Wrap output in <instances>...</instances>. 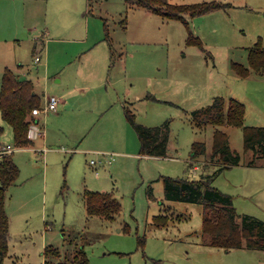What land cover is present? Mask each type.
<instances>
[{
	"label": "rangeland",
	"instance_id": "1",
	"mask_svg": "<svg viewBox=\"0 0 264 264\" xmlns=\"http://www.w3.org/2000/svg\"><path fill=\"white\" fill-rule=\"evenodd\" d=\"M217 1L231 5L185 14L200 48L188 41L182 20L126 0H0V81L8 66L34 80L41 107L43 91L67 99L58 112L39 114L44 133L21 147H14L12 127L0 113V146L14 147L19 168L5 193L4 264H68L80 247L87 264H264L261 249L211 245L202 230L207 210L201 203L164 198L162 176L197 178L203 171L217 127L241 160L247 158L240 126L200 125L192 110L216 95L227 108V99L236 97L245 105L244 124L264 125V72L243 77L232 67L247 66L257 42L264 48V0ZM41 46V61L35 62ZM123 103L138 123L167 122V156L142 154ZM196 141L205 143L206 153L195 156L200 168L193 171ZM261 173L222 170L212 183L232 195L239 214L264 220ZM85 189L109 192L119 210L108 217L88 214ZM160 213L169 217L164 225L153 222Z\"/></svg>",
	"mask_w": 264,
	"mask_h": 264
},
{
	"label": "trees",
	"instance_id": "2",
	"mask_svg": "<svg viewBox=\"0 0 264 264\" xmlns=\"http://www.w3.org/2000/svg\"><path fill=\"white\" fill-rule=\"evenodd\" d=\"M92 0H88L91 2ZM127 5L146 7L163 17L182 20L189 30L188 41L203 48L201 39L194 36L188 26L185 14L194 16L215 9L230 6V3L217 0L197 3H172L168 0H126ZM248 65L232 62V67L240 76H247L251 70L264 72V48L259 42L249 49ZM42 97L35 89L31 77L21 75L10 67H5L0 81V113L13 131L14 147L28 145L32 139L28 135L30 123L37 121L32 114L34 107H41ZM226 99L221 95L201 108L191 111L192 120L197 124L227 123L240 126L243 133V150L251 152L247 165H257L259 158L264 159V125H245V105L235 97ZM127 120L134 127L145 155L167 156L169 128L167 122L146 126L135 121L133 114L125 106ZM206 153L204 142L192 143L191 160ZM240 154L229 145L228 134L220 128L213 132L211 153L205 158L203 171L197 178L188 176L173 177L164 175L163 190L167 200L201 203L207 213L203 218L202 230L209 237L211 245L231 248H252L264 250V220L247 213L239 214L233 204L231 194L213 185L214 178L227 166L238 164ZM211 162H215L212 169ZM210 168V169H209ZM19 175V168L12 158V152L0 153V264L8 253L9 217L5 209V193ZM152 194V193H151ZM85 208L90 215L110 216L119 210V202L109 192L84 191ZM241 217V222L236 220ZM169 217L166 213L153 216L156 225H164ZM46 249V248H45ZM50 251L56 253L54 249ZM46 261V260H45ZM88 259L83 247L73 251L68 264H87ZM46 264H64L62 262Z\"/></svg>",
	"mask_w": 264,
	"mask_h": 264
},
{
	"label": "crops",
	"instance_id": "3",
	"mask_svg": "<svg viewBox=\"0 0 264 264\" xmlns=\"http://www.w3.org/2000/svg\"><path fill=\"white\" fill-rule=\"evenodd\" d=\"M110 46V45H109ZM33 47H35V45L33 46ZM40 48H44V46H41ZM39 48V49H40ZM38 49V50H39ZM37 50V49H36ZM37 50V51H38ZM111 50V49H110ZM36 51V52H37ZM36 54V53H35ZM35 56V55H34ZM111 56H112V52H111ZM6 67H8V66H6ZM12 69V68H11ZM15 72H17V71H15ZM28 72V71H27ZM18 73V72H17ZM34 81V80H33ZM37 91V90H36ZM38 92V91H37ZM42 94H44V95H46V96H49V95H55V96H57L56 94H46V92L45 91H43L42 92ZM59 96H57L58 98H59V103H58V106H59V104H61V105H64V104H67V99L65 100L64 98H63V95H64V93H59L58 94ZM236 98V97H235ZM57 106V107H58ZM125 103H123L122 104V107H123V111H124V114H125ZM58 109L56 108V111L55 112H58L57 111ZM244 116H246V112L244 113ZM36 118H37V120H38V122L40 123V116L38 115V116H36ZM125 118H126V114H125ZM126 120H127V118H126ZM245 120H246V118L244 117V122H245ZM128 121V120H127ZM129 122V121H128ZM246 123H248V124H245V125H255V124H249L250 122H248V121H246ZM41 124V123H40ZM35 127H32L31 128V126H30V128H29V137L32 139V142L34 141V136H36L35 135V133H36V131H35V129H34ZM31 142V143H32ZM7 144H9V143H7ZM168 144H169V140H168ZM4 146V144L3 145H1L0 146V150L2 149V147ZM232 149V148H231ZM232 150H234V149H232ZM236 151V150H235ZM245 152V151H244ZM13 153V152H12ZM246 154H247V158L245 159V160H241L238 164H234V165H230V166H227V167H225L224 169H222L223 171L224 170H231L232 168H246V169H251V171L252 170H260L262 173V175H263V177H264V159L262 158H259V160H258V164L257 165H247V164H245V162L250 158V156H251V152H245ZM207 158V157H206ZM198 161H196V160H189V164H190V167H191V169L193 170V171H195V170H198L199 168H197V169H194L193 168V165H195V164H197L198 165ZM204 164V161H201V164H200V166H202ZM209 165H211L210 166V168L212 169L214 166H216L215 165V162H211V164H209ZM221 170V171H222ZM255 173L256 172H253L252 173V175H255ZM257 174V173H256ZM259 176V175H258ZM217 177V176H216ZM215 177V178H216ZM262 179V181H264V178H262V177H259V180H261ZM254 181H257V179H255L254 178ZM217 187V186H216ZM223 191V190H222ZM225 192V191H224ZM228 193V192H227ZM230 194V193H229ZM232 196V195H231ZM249 196H252V194H250ZM233 199V198H232ZM236 208V207H235ZM237 211V210H236ZM251 215H254V214H251ZM254 216H256V215H254ZM256 217H258V216H256ZM258 218H260V217H258ZM261 219V218H260ZM263 220V219H262ZM264 251V250H263Z\"/></svg>",
	"mask_w": 264,
	"mask_h": 264
},
{
	"label": "built area",
	"instance_id": "4",
	"mask_svg": "<svg viewBox=\"0 0 264 264\" xmlns=\"http://www.w3.org/2000/svg\"><path fill=\"white\" fill-rule=\"evenodd\" d=\"M43 50V48H40L35 56H34V61L35 62H40L41 61V58H42V53L41 51ZM59 98L55 95H49V96H45V103H44V106L42 107H34L32 109V114L35 115V116H38L40 113L42 112H47L49 110H56L57 106H58V103H59ZM38 123L37 121H33V124L31 125V128L32 127H35V131L37 134H43L44 133V130L42 129V126L40 124V126H38ZM14 149V147L11 145V144H6L2 147V149L0 150V153H9V152H12ZM92 163L95 162V160H91ZM193 168L194 169H197L198 168V165L195 164L193 165Z\"/></svg>",
	"mask_w": 264,
	"mask_h": 264
}]
</instances>
